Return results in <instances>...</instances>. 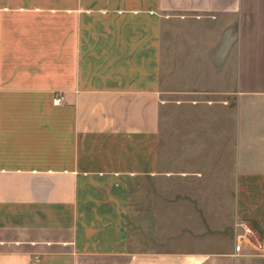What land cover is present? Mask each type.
<instances>
[{
  "label": "crops",
  "instance_id": "obj_1",
  "mask_svg": "<svg viewBox=\"0 0 264 264\" xmlns=\"http://www.w3.org/2000/svg\"><path fill=\"white\" fill-rule=\"evenodd\" d=\"M250 99L264 0H0V264H264Z\"/></svg>",
  "mask_w": 264,
  "mask_h": 264
},
{
  "label": "rangeland",
  "instance_id": "obj_2",
  "mask_svg": "<svg viewBox=\"0 0 264 264\" xmlns=\"http://www.w3.org/2000/svg\"><path fill=\"white\" fill-rule=\"evenodd\" d=\"M193 103V102H192ZM235 104L236 103H234V102H232L230 105L231 106H235ZM190 107L188 104H183V105H179L178 107H180V108H184V107ZM246 106H248L249 107V110H250V112H252V111H256L257 109L258 110H264V99L263 100H259V99H250V100H248L247 102H246ZM181 114H180V119L182 120V121H184L182 118H183V116H184V111H182L181 110V112H180ZM205 115V114H204ZM194 116H195V119L196 120H199V119H201L202 117H203V115H200V113H196V112H194ZM226 114H224V113H221L220 115L218 114L217 115V117H219V119L221 118L222 120H226ZM256 116V115H255ZM208 117V115H206L205 116V118H207ZM255 118V117H254ZM258 118V117H257ZM202 119H204V118H202ZM259 119V118H258ZM252 120V119H251ZM183 123V122H182Z\"/></svg>",
  "mask_w": 264,
  "mask_h": 264
},
{
  "label": "built area",
  "instance_id": "obj_3",
  "mask_svg": "<svg viewBox=\"0 0 264 264\" xmlns=\"http://www.w3.org/2000/svg\"><path fill=\"white\" fill-rule=\"evenodd\" d=\"M63 101H64V96H63V95H56L55 98H54V103H55V104H61V103H63ZM245 230H246L247 233H250V232L252 231V230H251L250 228H248V227H246ZM237 250H238V251L241 250V245H240V244H238V246H237Z\"/></svg>",
  "mask_w": 264,
  "mask_h": 264
}]
</instances>
